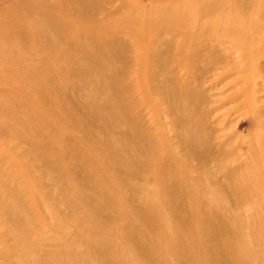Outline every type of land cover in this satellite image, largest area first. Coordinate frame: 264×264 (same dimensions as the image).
Returning a JSON list of instances; mask_svg holds the SVG:
<instances>
[{
  "label": "bare ground",
  "instance_id": "obj_1",
  "mask_svg": "<svg viewBox=\"0 0 264 264\" xmlns=\"http://www.w3.org/2000/svg\"><path fill=\"white\" fill-rule=\"evenodd\" d=\"M219 2L168 4L155 18L129 10L127 16L121 10L115 13L116 20L83 27L81 39H88L77 47L70 41L79 32L71 19L92 20L100 11L97 0H0V79L5 78L0 82V134L28 144L26 154L18 151L19 161L0 152V178L8 174L18 184L19 203L7 206L6 228L28 232L40 226L44 219L35 215L40 208L37 193L46 189L42 178L50 187L42 195L51 200L48 193H53L54 217L61 201L65 207L60 206L81 214L83 225V243L77 251L56 244L42 257L11 259L6 264H251L256 254L245 242L246 229L261 246L260 264H264L259 232L237 218L222 221L215 192L187 178L183 162L177 168L156 166L158 151L125 98L133 87L123 80L128 66H133L126 58L128 47L117 34L127 31L135 45L145 49L135 64L143 78L149 36L161 29L166 36L174 33L179 38L177 32L186 36L190 27L198 26L192 18L215 12ZM257 7L264 14V0ZM203 26L209 43L218 30L209 22ZM170 60L166 52L160 64ZM166 95L181 114L183 139L191 151L201 153L206 142L198 105L201 91L182 98L168 88ZM149 169H154L157 198L143 199L136 210L123 208L118 177L128 180ZM207 194L210 200L204 199ZM111 215L124 225L122 253L109 239L96 237L113 220Z\"/></svg>",
  "mask_w": 264,
  "mask_h": 264
},
{
  "label": "rangeland",
  "instance_id": "obj_2",
  "mask_svg": "<svg viewBox=\"0 0 264 264\" xmlns=\"http://www.w3.org/2000/svg\"><path fill=\"white\" fill-rule=\"evenodd\" d=\"M196 1L97 0L100 11L92 20L82 23L78 16L71 19L70 23H74L79 32L71 36L70 41L80 46L88 39H81L83 27H90L94 23L100 26L107 20L111 21L110 18L116 20L115 13L121 10H125L124 15L127 16L132 12H145L147 18H155L157 11L167 8L168 4L187 7ZM261 2L220 0L215 12L192 18L198 26L190 27L186 36L181 32H177L179 38L174 33L171 37L166 36L167 31L163 29L150 35V50H147L149 61L141 70L145 73L143 78L135 71V64L141 49H145L138 48L127 31L120 32L116 37L128 47L126 58L133 66H128L127 77L123 80L125 85L133 87L132 91L125 94V98L134 107L140 128L151 137L158 151L156 166L177 168L180 165L178 162H183V173L187 178L199 181L215 192L216 212L220 211V215H223L221 220L230 222L237 218L245 225L252 226L259 232L264 247V14L259 13L257 7ZM128 10L130 13H127ZM206 22L218 30L209 43L207 29L203 26ZM182 23L186 24L187 21ZM166 52L170 53L171 60L162 66L160 59ZM4 80L0 79V82ZM142 83L147 91H144ZM168 88L177 90L182 98L201 91L203 99L201 96L198 105L203 110L200 116L201 131L206 135L204 147L199 149L201 153L191 151L189 142L184 140L181 114L167 97ZM4 138L0 134V152L19 161L21 155L18 151L26 154L28 144L8 136ZM160 144L166 146V150ZM153 170L149 169L128 180L121 175L118 177V193L124 197L123 208L136 210L143 204V199L150 200L155 190L152 187ZM7 175L0 178V236L4 237L0 241V264H6L11 259L32 260L40 255L42 257L57 248V245L77 251L83 243L81 214L75 215L59 201L56 209L59 213L57 218L54 217L53 193H48L51 200H46L42 195L50 190L46 178L41 179L46 189L37 193L40 208L39 214L35 216L44 219L40 226L28 232L6 228L9 221L7 206L19 203L16 194L18 184L10 181ZM211 198L210 194L204 196L205 200ZM123 232V222L113 219L106 222L96 237L109 239L118 247L114 250L122 253L125 243ZM244 237L256 254L251 264H260L261 246L248 229ZM131 240L128 239L129 244ZM169 262L173 263L171 259Z\"/></svg>",
  "mask_w": 264,
  "mask_h": 264
}]
</instances>
